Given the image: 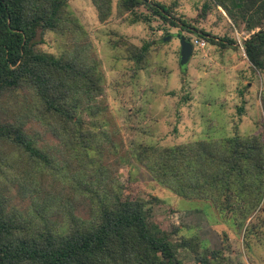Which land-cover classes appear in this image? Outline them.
Wrapping results in <instances>:
<instances>
[{"label": "rangeland", "instance_id": "1", "mask_svg": "<svg viewBox=\"0 0 264 264\" xmlns=\"http://www.w3.org/2000/svg\"><path fill=\"white\" fill-rule=\"evenodd\" d=\"M154 1L189 26L153 16L134 21L119 0H111L104 13L96 0H66L62 29L37 37L38 51L86 67L76 117L88 143L71 142L34 90L5 92L0 120L20 126L44 158L0 138V216L16 236L31 239L65 232L75 221H94L117 193L144 200L148 219L161 230L178 228L174 240L196 237L216 251L219 259L212 264H264V195L246 219L230 209L222 214L210 200L186 199L160 184L137 155L148 146L257 133L264 141V70L246 58L242 41L248 32L235 28L211 0ZM135 12L147 13L144 7ZM193 28L211 33L214 42ZM178 34L192 44L206 41L203 47L193 44L185 63ZM144 45L146 55L138 62L134 56ZM238 199L231 204L244 202ZM179 258L197 264L189 250L180 249Z\"/></svg>", "mask_w": 264, "mask_h": 264}, {"label": "trees", "instance_id": "2", "mask_svg": "<svg viewBox=\"0 0 264 264\" xmlns=\"http://www.w3.org/2000/svg\"><path fill=\"white\" fill-rule=\"evenodd\" d=\"M211 1L225 11L235 28L248 32L242 41L246 58L254 69L264 70V0ZM96 2L102 3L98 5L104 13L111 0ZM139 7L147 13L135 12ZM65 8L66 0H0V97L22 86L34 90L68 139L86 145L87 138L83 141L81 137L87 132H82L76 117L84 91L79 79L86 67L37 50L38 36L62 29ZM119 8L134 13V21L150 22L153 16L174 26H189L186 18H175L170 7L159 1L119 0ZM193 30L208 42L216 38L204 30ZM147 49L144 45L137 51L134 57L138 62ZM261 104L264 112V95ZM3 137L44 158L20 126L0 120ZM83 146L80 148L84 150ZM137 155L160 184L186 199L210 200L222 214L230 209L246 219L264 195V141L260 133L218 142L148 146ZM115 195L94 221H75L65 232L46 231L31 239L16 236L12 224L0 216V264H184L180 249L194 253L197 264L219 259L218 253L198 238L174 240L178 228L167 232L150 222L144 200ZM237 198L244 202L231 204Z\"/></svg>", "mask_w": 264, "mask_h": 264}, {"label": "water", "instance_id": "3", "mask_svg": "<svg viewBox=\"0 0 264 264\" xmlns=\"http://www.w3.org/2000/svg\"><path fill=\"white\" fill-rule=\"evenodd\" d=\"M178 38L180 41V62L185 63L192 53L193 44L184 35L178 34Z\"/></svg>", "mask_w": 264, "mask_h": 264}, {"label": "built area", "instance_id": "4", "mask_svg": "<svg viewBox=\"0 0 264 264\" xmlns=\"http://www.w3.org/2000/svg\"><path fill=\"white\" fill-rule=\"evenodd\" d=\"M193 44L198 45L199 47H203L206 44V41L204 39L196 38L193 40Z\"/></svg>", "mask_w": 264, "mask_h": 264}]
</instances>
